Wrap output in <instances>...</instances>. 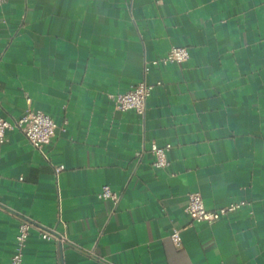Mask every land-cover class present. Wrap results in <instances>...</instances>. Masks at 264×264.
<instances>
[{
	"label": "crops",
	"instance_id": "1",
	"mask_svg": "<svg viewBox=\"0 0 264 264\" xmlns=\"http://www.w3.org/2000/svg\"><path fill=\"white\" fill-rule=\"evenodd\" d=\"M174 45L186 61L151 63ZM143 79L145 114L119 109L110 94ZM28 95L57 128L41 149L17 126L0 144V264L17 214L108 259L33 229L21 264H264V0H3L0 115L20 118ZM153 142L171 143L164 167ZM192 192L247 204L197 221Z\"/></svg>",
	"mask_w": 264,
	"mask_h": 264
},
{
	"label": "built area",
	"instance_id": "2",
	"mask_svg": "<svg viewBox=\"0 0 264 264\" xmlns=\"http://www.w3.org/2000/svg\"><path fill=\"white\" fill-rule=\"evenodd\" d=\"M2 1L3 0H0V2ZM189 56L190 52L187 46L174 45L165 55L153 59L151 63H179L186 61ZM148 69L149 65L147 63L146 70ZM152 88L153 85L143 79L137 82L131 89L124 92L111 93L110 96L115 100L116 106L119 109H133L144 115L147 98L151 94ZM27 102V111L18 119L12 121L0 115V144L6 141L7 130L15 126L25 134L28 140L36 148L41 149L44 145L50 142L56 132L57 123L51 115L41 109L33 107L32 98L29 95L27 96ZM170 147L171 143H167L163 146L156 142L151 144L150 150L154 154L153 164L155 167H164L168 164L167 150ZM143 151L144 149L138 150L136 154L140 156ZM62 168L63 165H59L56 167V170L60 171ZM99 196L105 199H111L115 205H117L121 199L120 192L115 190L109 184H104L102 186ZM246 204V200H239L214 209H208L204 203L202 194L200 192H192L189 195L186 211L197 221L213 222ZM17 216L19 217L18 232L16 234L15 248L8 264L22 263L27 239L33 229L37 230L45 239H52L61 246L68 245L69 247L78 249L85 254L98 259L99 261L108 262V259L104 255L96 251L95 245L91 247L84 246L71 238L67 233L60 232L54 227H46L22 214H17ZM170 236L177 246H182L183 241L179 229H173Z\"/></svg>",
	"mask_w": 264,
	"mask_h": 264
}]
</instances>
